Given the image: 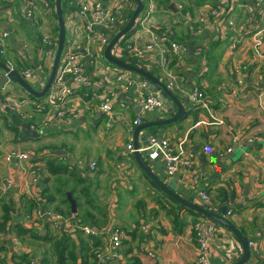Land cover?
Masks as SVG:
<instances>
[{"label":"crops","instance_id":"crops-1","mask_svg":"<svg viewBox=\"0 0 264 264\" xmlns=\"http://www.w3.org/2000/svg\"><path fill=\"white\" fill-rule=\"evenodd\" d=\"M32 1V18L24 21L26 0H14L0 7V31L6 29L10 34L5 53L13 51L10 57L14 59L0 61L18 73L41 64L42 70L35 71L30 81L34 89L40 90L51 70L58 27L54 1L48 0L52 8L47 12L40 0ZM148 1L156 5L155 30L165 41H175L186 48L185 56L170 63L178 88L167 87L184 103L186 112L181 120L141 130L139 147L143 146L146 132L148 137L167 139L172 145L184 141V150L194 157L190 168L170 176L160 159L148 160L150 168L166 184L175 185L178 194L197 204H201L199 192L205 191L215 206H227L231 214L226 217L255 240L246 264H264V73L263 60L254 56L250 41L252 31L264 25L257 23L259 6L256 0H172L168 7L156 0ZM210 6L217 7L219 14L209 16V23L197 33L195 23H188L185 13L195 15ZM146 9L144 6L142 14ZM71 10L63 4L66 44L71 38ZM230 19L234 20L233 25H228ZM124 25L116 23L112 29L96 31L113 37ZM21 26L29 36L23 31L19 34ZM44 35L52 40L48 47L43 45ZM233 41L234 51L230 49ZM74 50V54L84 57L88 79L83 87L70 84L80 99L67 104L72 109L67 117L56 114L59 106L53 103V87L36 98L0 69V89L6 90L0 94V201L12 197L16 208L13 221L32 227L42 236L59 238L65 234L77 242L78 233L83 237L90 235L83 227L91 228L99 245L89 240L88 247L101 255L92 260L89 256L88 264H195L197 243L192 225L200 217L194 219L191 212L182 208L177 211L175 222L168 209L162 207H169L171 199L136 165L133 153L127 149V144L133 143L135 121L166 118L165 107L153 112L141 110L137 85L123 86L109 80L110 70L117 66L103 56L97 57L100 65L110 67L106 72L97 71L92 57H85L81 48ZM112 54L129 61L115 48ZM160 60L157 51H147L143 60L133 65L166 85ZM244 65L240 82L237 70ZM120 69L129 72L135 81L145 79L117 67V71ZM194 87L204 93L201 104L189 100ZM103 96L110 100L108 113L99 108ZM45 101L47 109L36 108ZM22 123L37 135H25ZM17 150L27 153L28 160L7 162L6 156ZM51 159L67 166L66 172L59 176L48 173L46 163ZM92 162L94 169L90 168ZM31 172L35 174L30 175ZM8 177L13 180L12 187L5 189ZM24 197L39 200L41 214L25 215ZM55 208L69 215L63 213L62 220L55 223L45 214L56 213ZM87 212L95 221L103 220L99 228L91 219L84 226L79 225L80 217ZM115 229L122 230L123 235L119 247L112 249L109 235ZM257 232L261 235L257 236ZM235 239L230 231L219 227L210 245L211 264L233 263L229 251ZM0 243L6 248L0 250L6 264H12L11 256L21 252L29 253L35 264H46L45 255L48 264H54L50 242L17 237L13 222L8 224V232H0Z\"/></svg>","mask_w":264,"mask_h":264},{"label":"built area","instance_id":"built-area-1","mask_svg":"<svg viewBox=\"0 0 264 264\" xmlns=\"http://www.w3.org/2000/svg\"><path fill=\"white\" fill-rule=\"evenodd\" d=\"M14 0H0V7L8 2ZM45 6V11H51L50 3L48 0H40ZM32 0H26L25 11H23V19L32 18ZM63 4L67 5L69 9H72L73 18L71 19V38L65 43L64 50L59 61L56 75L54 77L52 86L55 91V97L53 103L59 106V110L56 112L59 116L67 117L71 113L72 109L68 106L73 100H79L76 90L70 85L77 87H83L86 85L88 76L84 57L79 54H74V49H83L84 56L94 59V65L97 71L108 70L107 65H100L97 61V57L103 56V51L108 44L106 36L99 34L96 28L103 30L112 29L116 23H127L131 16L135 3L133 0H63ZM256 4L259 6L257 10V23H264V0H256ZM180 8L182 5L178 4ZM155 4L151 2L147 3L146 11L142 14V11L137 16L133 27L117 42L113 47V50H117V53L125 54V58L132 64L140 63L147 51H157L158 57H161L160 67L166 77V86L170 89L178 88L176 76L172 73L170 63L172 59L179 60L185 56L186 48L183 44L175 41H165L162 36L155 30V23H158L156 17L153 15V9ZM178 7V8H179ZM204 8V7H203ZM200 9L199 13L193 15L189 11H186L185 16L188 19V23H195L194 26L197 33H201L204 26L209 23V16H218L219 10L217 7L210 6L204 9ZM123 14V20L120 22ZM228 25H233L234 20L227 21ZM9 32L6 29L0 31V55H3L8 45ZM251 48L254 56L263 60V73H264V25L254 29L250 35ZM42 42L45 47L52 44V40L48 35L42 37ZM56 44V43H55ZM236 47L235 41L230 44V49L234 51ZM56 48V47H55ZM116 66V65H114ZM118 67V66H117ZM116 68H112L110 73L112 77L109 80L113 82H119L123 86L137 85L138 104L139 108L145 112L160 111L164 109L163 101L160 99L159 92H155L150 88L146 79L135 81L129 72H124L121 69L117 71ZM11 68V67H10ZM246 69V65L241 66L237 73L242 81V71ZM42 70V65L37 64L34 68L27 67L20 71L23 79L30 83L35 76L36 72ZM36 71V72H35ZM141 90L145 92L142 93ZM5 88L0 89V94L5 93ZM189 100L193 103H203V92L194 87L189 94ZM55 101V102H54ZM47 101L37 105V109H47ZM68 104V105H67ZM99 108L104 112L110 111V100L107 96H103L99 100ZM136 120L135 122H137ZM184 141H179L175 145L169 143L167 139L158 138L156 136H150L147 139V144L139 147L141 152H147L149 160L160 159L164 162L167 174L170 176L175 175L180 169L190 168L194 162L192 154L186 152L183 147ZM129 152H133V146L131 143L127 144ZM230 149H227L229 151ZM25 161L28 160V154L22 151H12L6 156V161ZM95 164L92 162L90 168L94 169ZM35 172H31L30 175H34ZM12 178L5 179V189L12 187ZM199 199L203 205L211 207L214 211H218L210 197L205 191L199 192ZM36 215L41 214L38 210ZM44 213V212H43ZM51 220L56 223L62 220L63 216L54 212L45 213ZM231 214L229 209L226 216ZM219 225L213 220L200 217L193 222L192 234L197 243L196 247V260L195 264H211L210 261V245L215 241L219 232ZM83 231L86 234H94V231L89 227H83ZM123 235V231L115 229L113 233L109 235L110 247L115 249L120 245V239ZM257 236L261 233L257 232ZM248 242V246L255 245V240L251 239ZM230 258L235 262L241 255V245L237 239L234 240V246L229 251ZM101 253H97L96 257H99Z\"/></svg>","mask_w":264,"mask_h":264},{"label":"water","instance_id":"water-1","mask_svg":"<svg viewBox=\"0 0 264 264\" xmlns=\"http://www.w3.org/2000/svg\"><path fill=\"white\" fill-rule=\"evenodd\" d=\"M53 1H54L55 14L57 17L58 37H57V45L55 48V53L51 65V70L46 78L44 86L40 90L34 89L29 82L23 79L22 75H20L14 69L7 66L3 61H0V69H2V71L8 76V78H10L16 85L20 86L28 94L36 98L43 97L51 88L65 46L66 27H65L63 11H62V0H53ZM133 1L135 3V8L131 16L129 17L127 23L113 37L111 36V34H106V38L108 39V44L106 45L103 51V57L104 60L118 67L129 70L144 77L148 81L151 89H153L155 92L157 91L160 92V99L163 101L165 110L168 114V117L166 118L153 119L151 121H139V120L137 121V124L134 126L132 131V137H133L132 153H133L134 161L136 165L145 173V175L149 179H151L170 198L175 200L183 207L213 220L219 226L225 227L228 231H230L241 245V255L232 264H246L248 259H250V247L248 246V242L245 236L239 231L236 225L226 217L228 207L223 206L220 209V211L216 212L207 205H203L202 203L197 204L192 200H189L181 196L176 192L175 185L166 184L164 180H162V178L158 177L153 172V170L150 168L149 164L147 163V161L149 160L148 153L141 152L138 150L140 146L138 143V134L141 130L147 129L151 126L168 125L170 123L181 120L185 115L186 109L184 103L170 89H168L167 86L162 81H160V79L155 77L152 73L147 72L141 67L133 65L129 61L116 58L112 54L113 47L133 27L137 16L143 9L142 0H133ZM170 8L177 11V9L174 8L173 5H171ZM16 46L21 48V45L19 44H17ZM21 128L25 135H37V132L30 130L26 123H22ZM148 136L149 135L147 132L142 136V138L145 139L143 141V146L147 144ZM69 200L71 201L72 212H75L76 209L74 206V202L71 200L70 197Z\"/></svg>","mask_w":264,"mask_h":264},{"label":"trees","instance_id":"trees-1","mask_svg":"<svg viewBox=\"0 0 264 264\" xmlns=\"http://www.w3.org/2000/svg\"><path fill=\"white\" fill-rule=\"evenodd\" d=\"M156 1L158 2V4L162 6H166V7H168L172 3V0H156ZM62 3H63V0H62ZM142 3L144 6H146L147 0H142ZM51 4H53L52 1H51ZM62 7H63V4H62ZM220 19L221 17H219L218 21H220ZM46 169L48 173L55 175V176H59L66 172L67 166H65L63 163H59L56 159H51L47 161ZM71 174L73 175L74 172ZM78 181L81 182L79 178H78ZM170 199L173 205L171 204L169 205V207L168 205L167 206L163 205L162 207L168 209V212L171 215H173L175 222H177V219H178L177 211L182 208L191 212L195 216L194 219L198 217H204L200 215L199 213H196L190 209L183 207L182 205L177 203L172 198ZM47 201H49V199ZM216 206H217L218 211H220L221 208L219 207V205L216 204ZM15 210L16 208H15L14 200L12 199V197H10L9 200L0 201V232H8V224L10 222H13V229L17 237H20V238L30 237L35 240L50 242V245H51L50 249H52L50 253H51V256H53V258L55 257L54 264H88L89 256L91 257V260L93 259V257L94 258L96 257L97 253L96 252L94 253V250L90 251V248L88 247L89 240H91L95 246L99 245L96 239L97 237L95 235H88L87 237H83L82 234L78 233L77 242L72 240L70 236L65 235V234H63L59 238L53 237V236L49 237L48 235L42 236L41 234L38 233V231L33 230L32 227H26L21 222H17V221L14 222L13 213L15 212ZM38 210H40L39 200L34 199V198L24 197L23 213L25 215H30L32 212H37ZM55 210L57 214L63 215L64 213V214L69 215L68 212H63L59 208H55ZM100 212H102V210H100ZM101 215L105 216V214L104 215L101 214ZM87 219H91L93 221V224L96 225V227L98 228L99 226H101V221H103L102 219H97L100 222L95 221L94 219H92L91 214L87 212L84 217L83 216L80 217L79 225L84 226L86 224ZM240 232L245 236L247 241L253 239V238H249L247 236V233L243 229H241ZM77 244H78V248L76 247ZM4 249L6 248L4 247L2 243H0V250H4ZM11 258L13 261L12 264H35L31 255L27 252L16 253L12 255ZM43 260L46 264L49 263V259L46 255L44 256ZM0 264H6L5 256L0 257Z\"/></svg>","mask_w":264,"mask_h":264},{"label":"rangeland","instance_id":"rangeland-1","mask_svg":"<svg viewBox=\"0 0 264 264\" xmlns=\"http://www.w3.org/2000/svg\"><path fill=\"white\" fill-rule=\"evenodd\" d=\"M24 11H25V8H24ZM64 17V16H63ZM23 26H21V28H19V34H21L22 32L21 31H23L26 35H30L29 33H28V31L27 30H25V29H23L22 28ZM40 27H41V29L42 30H46V27L44 26V25H41L40 24ZM23 33V34H24ZM18 35V34H17ZM10 50H8V52H6V53H4L2 56L0 55V59H2L3 61H7V58H9L10 60H14V59H12L13 57H10V54L13 52V51H10ZM16 59V58H15ZM157 129L156 128H154L153 129V132H155Z\"/></svg>","mask_w":264,"mask_h":264}]
</instances>
